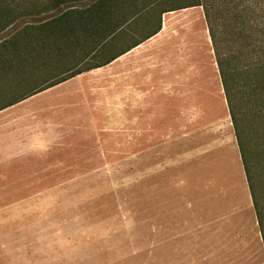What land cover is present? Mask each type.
<instances>
[{
  "label": "rangeland",
  "instance_id": "rangeland-1",
  "mask_svg": "<svg viewBox=\"0 0 264 264\" xmlns=\"http://www.w3.org/2000/svg\"><path fill=\"white\" fill-rule=\"evenodd\" d=\"M190 37L200 93L171 101L164 85L159 101L119 103L129 110L113 117L62 119L76 126L36 167L22 216L34 225L18 237L33 244L32 264H264L259 236L237 237L256 216L241 210L249 190L212 47ZM13 232L4 231L8 243ZM22 258L0 252V264Z\"/></svg>",
  "mask_w": 264,
  "mask_h": 264
},
{
  "label": "crops",
  "instance_id": "crops-1",
  "mask_svg": "<svg viewBox=\"0 0 264 264\" xmlns=\"http://www.w3.org/2000/svg\"><path fill=\"white\" fill-rule=\"evenodd\" d=\"M96 1L74 0L66 4L85 8ZM198 8L164 12L160 30L135 46L132 45L138 33L127 28L130 22L95 48L96 38L75 31L68 35L65 44L62 40L57 62L47 58L50 65L30 66L40 71L44 79L77 72L0 110V252L3 257H15L17 262L18 257H23L25 264L34 262L33 244L29 248L26 238H18L20 231L34 227L28 217L22 216L29 213V199L36 196V167L50 164L51 150L59 149L68 130L76 126L73 120L62 119L113 117V112L129 110L119 103L159 101L161 94L168 90L171 95L167 100L176 102L187 101L189 94L200 93V82L196 84L193 80L194 42L190 36L196 31L203 42L197 41L195 46L204 49L206 44L208 52L211 42L204 19L195 11ZM188 10L193 15L180 20L183 13L177 12ZM81 12H72L69 17L78 20L86 16L85 11ZM164 76L167 77L163 79ZM164 85H169L167 91H162ZM143 109L146 110L145 104ZM245 196L247 200L241 210L252 211L250 193ZM240 223L238 238H249L254 232L255 238L259 236L261 240L256 220ZM6 230H14L15 239L10 243L4 237Z\"/></svg>",
  "mask_w": 264,
  "mask_h": 264
},
{
  "label": "trees",
  "instance_id": "trees-1",
  "mask_svg": "<svg viewBox=\"0 0 264 264\" xmlns=\"http://www.w3.org/2000/svg\"><path fill=\"white\" fill-rule=\"evenodd\" d=\"M73 1L0 0V110L77 72L44 79L34 77L30 67L56 60L69 34L91 35L95 48L130 22L127 28L138 33L135 46L160 30L164 12L200 7L264 248V188L257 171L264 168V0H97L85 8L66 4ZM81 11L86 16L69 17Z\"/></svg>",
  "mask_w": 264,
  "mask_h": 264
}]
</instances>
